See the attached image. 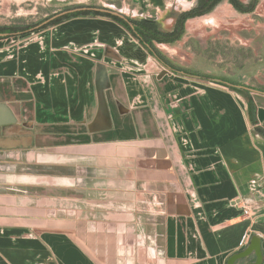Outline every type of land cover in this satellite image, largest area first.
<instances>
[{
	"label": "crops",
	"instance_id": "0c3cea01",
	"mask_svg": "<svg viewBox=\"0 0 264 264\" xmlns=\"http://www.w3.org/2000/svg\"><path fill=\"white\" fill-rule=\"evenodd\" d=\"M18 1L0 0V27ZM177 43L153 45L189 73L170 58ZM252 93L264 99L173 73L105 17L0 37V264H264V100Z\"/></svg>",
	"mask_w": 264,
	"mask_h": 264
},
{
	"label": "rangeland",
	"instance_id": "374dc122",
	"mask_svg": "<svg viewBox=\"0 0 264 264\" xmlns=\"http://www.w3.org/2000/svg\"><path fill=\"white\" fill-rule=\"evenodd\" d=\"M199 1L168 0L170 5L166 12L158 14L127 10L109 0H26L12 7L16 17L10 24L20 28L68 8L93 6L120 11L122 16L132 20L152 19L160 31L167 32L173 28L178 14L194 8ZM238 1L244 6L251 3V0ZM170 52V58L179 67L189 68L186 70L192 75L224 76L264 92V0H256L250 13H240L228 0H222L209 13L186 21L182 37ZM258 95L251 94L257 103L264 100Z\"/></svg>",
	"mask_w": 264,
	"mask_h": 264
},
{
	"label": "trees",
	"instance_id": "16d2710c",
	"mask_svg": "<svg viewBox=\"0 0 264 264\" xmlns=\"http://www.w3.org/2000/svg\"><path fill=\"white\" fill-rule=\"evenodd\" d=\"M222 0H200L197 5L185 12H182L178 14L175 18V23L172 28V31L170 32H162L158 29L157 24L152 19H141V20H132L129 18L120 19L115 16H111L108 14H102L99 12H96L94 10H91L93 6H86L82 8H87L89 10H80L72 13L65 14L60 17H56L52 20H50L48 23L40 26L43 22L50 19L54 16L50 15L49 17L45 18L44 20L32 24L27 25L24 27H15V26H4L0 27V34H4L6 37L11 36H21V35H27L31 32H36L42 29H45L49 26L55 25L57 23H60L61 21H64L66 19L75 18V17H105L108 18L121 27H123L133 38H135L140 45L147 50L150 56H152L155 60H157L162 66L165 68H168L170 71H172L175 74H183V75H190L189 73L175 69L171 67L166 61H164L156 49L154 48V43L157 44H171L178 40L183 35L184 32V25L187 20L197 18L200 16H203L207 13H209L217 4H219ZM229 4L233 7L234 10L240 12V13H250L253 11L255 7L256 0H251V3L248 6H244L241 4L238 0H228ZM40 26V27H38ZM38 27V28H37ZM201 79H214V78H208L206 76H197ZM226 83V82H225ZM248 114L250 116V120L252 119L253 122H255V114L253 111V105L251 102V98L248 97ZM264 134V133H263Z\"/></svg>",
	"mask_w": 264,
	"mask_h": 264
},
{
	"label": "water",
	"instance_id": "95a60500",
	"mask_svg": "<svg viewBox=\"0 0 264 264\" xmlns=\"http://www.w3.org/2000/svg\"><path fill=\"white\" fill-rule=\"evenodd\" d=\"M80 10H89V9L82 8V7H76V8H72V9H69V10L62 11L60 13H56V14H54L53 17H51L50 19H48L45 22H43L40 26L48 23L50 20H52V19H54L56 17H60V16H63L65 14L76 12V11H80ZM91 10H94V11L102 13V14H108V15H111V16H115V17H118L120 19H125V17L122 16L119 12H115L113 10H107V9H104V8H93ZM40 26H38V27H40ZM2 36H5V35L4 34H0V37H2ZM260 262H261L260 260H257V262L255 264H260Z\"/></svg>",
	"mask_w": 264,
	"mask_h": 264
},
{
	"label": "built area",
	"instance_id": "2783aa9c",
	"mask_svg": "<svg viewBox=\"0 0 264 264\" xmlns=\"http://www.w3.org/2000/svg\"><path fill=\"white\" fill-rule=\"evenodd\" d=\"M241 210H242L243 216L249 217L251 215V209L247 204L244 203L241 207Z\"/></svg>",
	"mask_w": 264,
	"mask_h": 264
}]
</instances>
